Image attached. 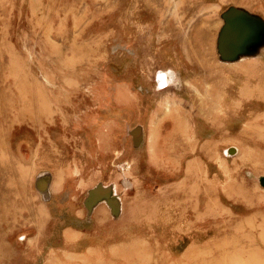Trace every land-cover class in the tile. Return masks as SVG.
Segmentation results:
<instances>
[{"label": "rangeland", "instance_id": "rangeland-1", "mask_svg": "<svg viewBox=\"0 0 264 264\" xmlns=\"http://www.w3.org/2000/svg\"><path fill=\"white\" fill-rule=\"evenodd\" d=\"M262 177L264 0H0V264H264Z\"/></svg>", "mask_w": 264, "mask_h": 264}, {"label": "water", "instance_id": "water-1", "mask_svg": "<svg viewBox=\"0 0 264 264\" xmlns=\"http://www.w3.org/2000/svg\"><path fill=\"white\" fill-rule=\"evenodd\" d=\"M135 139L137 140V142H139V140L141 138L139 136H135ZM260 183L264 187V177H262L260 179ZM111 193H112L111 189L98 187L97 189L92 191L90 199H89V202L86 204L87 207L88 208H92L94 203H95V200H97V199H99L101 197L103 198V196L106 197V198H110L111 197ZM110 202H111V205L113 206L114 212L116 213V215H118L119 214V210H120L119 203L114 201V200L110 201Z\"/></svg>", "mask_w": 264, "mask_h": 264}, {"label": "bare ground", "instance_id": "bare-ground-1", "mask_svg": "<svg viewBox=\"0 0 264 264\" xmlns=\"http://www.w3.org/2000/svg\"><path fill=\"white\" fill-rule=\"evenodd\" d=\"M220 121H221V119L214 126L215 127V134L220 133L219 131L221 130V126H222V123Z\"/></svg>", "mask_w": 264, "mask_h": 264}]
</instances>
